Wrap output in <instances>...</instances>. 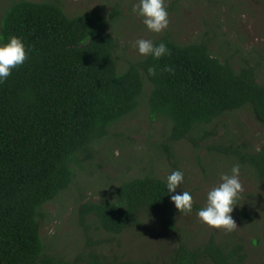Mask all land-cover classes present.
<instances>
[{"label": "trees", "instance_id": "16d2710c", "mask_svg": "<svg viewBox=\"0 0 264 264\" xmlns=\"http://www.w3.org/2000/svg\"><path fill=\"white\" fill-rule=\"evenodd\" d=\"M119 1L69 14L62 0H0V39L18 36L28 53L0 84V264H247L246 238L237 231L225 240L212 234L192 241L178 225L181 213L160 171L177 141L200 148L218 135V120L237 110L250 108L264 125V47L258 56L249 53L252 60L237 59L224 40L220 56L210 44L216 30L209 29L208 39L182 42L167 29L153 43L163 41L170 55L126 58L112 29L123 18ZM143 104L152 134L160 124L157 140L131 161L107 197L81 203L84 243L73 255L49 252L41 234L45 205L73 184L97 145L108 156L123 151L117 132L111 139L113 130ZM220 138L230 142L204 145L223 154L217 165L239 163L264 188V144L238 142L228 129ZM153 224L171 238L162 255L137 259L119 252L124 234Z\"/></svg>", "mask_w": 264, "mask_h": 264}, {"label": "rangeland", "instance_id": "374dc122", "mask_svg": "<svg viewBox=\"0 0 264 264\" xmlns=\"http://www.w3.org/2000/svg\"><path fill=\"white\" fill-rule=\"evenodd\" d=\"M62 1L69 14L103 5L110 8L105 0ZM134 2L135 0H120L119 7L122 9L123 18L112 24L113 34L120 42L118 51L131 59L141 56L134 47L136 39L143 38L153 42V39L162 33L151 32L146 28L141 18L132 11ZM166 7L169 13L167 29L182 42L208 39L209 29H213L219 33V36L210 41L217 55L225 54L222 48L224 40L230 42L232 49L229 52L237 59L245 55L252 60L249 53L258 56L257 50L264 47V0H166ZM120 63L125 64L126 59H122ZM218 121V135L209 141L211 144L219 142L228 144L229 139L220 138L227 129L238 142H249L255 148L264 144V125L258 122L250 108L237 110ZM157 127L159 130L160 124L156 121L155 128ZM153 129L154 124L147 118V109L143 104L131 118H127L115 128V131L113 130V133L117 132L118 135L114 133L111 139L118 136L122 140L123 151L116 149L115 156H108L106 148L97 145L86 169L80 172L65 192L45 205L46 216L42 220L41 234L49 252H57L70 258L84 243L80 221L81 203L99 201L108 196L117 177L125 173L135 158L153 143L151 140H157L160 132L157 130L152 134ZM124 134H130L134 139L128 141L124 139ZM209 142L195 148L188 140L177 141L174 146L175 156L170 159L166 156L164 158L160 173L167 177L170 171L181 170L185 179L176 192L187 190L193 196L192 211L181 213L178 225L192 236L194 242L197 239H206L212 234L217 240L221 238L225 240L230 238L228 236L232 232L237 231L246 238L249 252L247 264H264V188H261L247 172L240 170L242 190L231 213L237 227L231 231L218 230L202 223L196 215L197 210L206 202L208 190L220 182L223 173H228L231 169L227 163L224 166L217 165V162L223 164L218 159L223 154L217 151L210 152L204 146ZM127 149H131L130 157L125 153L128 152ZM116 156L121 157V160L117 161ZM248 216L254 219L250 220ZM89 220L95 219L89 217ZM164 231L165 229L153 224L134 232H127L121 238L119 252L125 254L127 258L154 260L156 256L163 254L164 246L171 241L170 235H166Z\"/></svg>", "mask_w": 264, "mask_h": 264}, {"label": "clouds", "instance_id": "9594fccd", "mask_svg": "<svg viewBox=\"0 0 264 264\" xmlns=\"http://www.w3.org/2000/svg\"><path fill=\"white\" fill-rule=\"evenodd\" d=\"M132 11L141 18L142 23L151 32L161 33L168 28L169 13L166 0H135ZM134 47L140 55L151 56L154 59L171 54L163 41L154 44L151 40L139 38L134 41ZM27 55L26 46L20 37L11 35L6 40L0 39V84L8 79L14 69L25 62ZM164 70L173 71L170 66H166ZM148 74L155 75V67H149ZM184 179L181 170H172L167 175L165 184L175 208L180 213H190L193 204L191 192L187 190L176 192ZM241 190L240 165L234 163L230 172L223 173L220 182L208 190L204 206L196 212L197 217L212 228L231 231L237 227L231 213Z\"/></svg>", "mask_w": 264, "mask_h": 264}]
</instances>
